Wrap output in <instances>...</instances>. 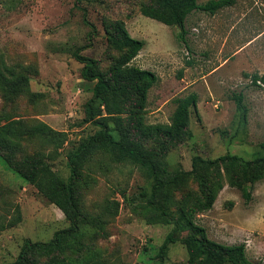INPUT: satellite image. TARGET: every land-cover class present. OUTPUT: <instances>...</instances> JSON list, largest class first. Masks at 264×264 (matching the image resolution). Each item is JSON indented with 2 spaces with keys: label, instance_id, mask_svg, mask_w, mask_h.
<instances>
[{
  "label": "rangeland",
  "instance_id": "obj_1",
  "mask_svg": "<svg viewBox=\"0 0 264 264\" xmlns=\"http://www.w3.org/2000/svg\"><path fill=\"white\" fill-rule=\"evenodd\" d=\"M146 4L155 1L0 0V55L8 67L16 66L18 93L6 99L0 92V122L18 120L23 127L45 122L66 138L60 144L23 136L18 158L43 153L60 177L68 179V152L98 129L83 121L95 82L82 77L83 64L74 53L98 59L108 73L123 54L108 42L107 15L126 21L130 34L145 40L132 63L158 75L148 92L147 123H170L176 97L199 95L198 113L191 110L192 136L169 144L171 170L192 169L196 155H264V87L254 85L251 77L264 73V0H237L214 15L193 11L182 27L143 15ZM220 56L230 60L213 71ZM240 93L243 104L237 108L235 95ZM132 110L125 106L122 115L128 118ZM141 141L148 149L159 145L154 139ZM108 165L106 172L94 174L93 184L83 192L85 209L104 221V230L86 239L87 257L95 256L100 264H185L188 252L182 239L189 233L178 232L177 241L160 259V247L173 225L150 223L149 216L134 212L122 195L123 187H128V196L142 186L150 188L146 174L130 164ZM221 174L224 188L213 208L199 213L196 221L211 239L243 243L247 257L264 264V180L251 185L248 173L242 175L251 192L246 199L241 189L227 183L223 168ZM199 189L193 178L172 188L170 209L177 213L181 196ZM109 201L120 202L118 214L107 213ZM68 225L62 210L0 156V262L16 260L26 239L47 241Z\"/></svg>",
  "mask_w": 264,
  "mask_h": 264
},
{
  "label": "trees",
  "instance_id": "obj_2",
  "mask_svg": "<svg viewBox=\"0 0 264 264\" xmlns=\"http://www.w3.org/2000/svg\"><path fill=\"white\" fill-rule=\"evenodd\" d=\"M154 1L155 4L141 7L143 15L169 26L181 27L193 11L201 10L214 15L237 3V0H207L204 3L198 0ZM105 19L110 46L123 54L116 60L112 72L108 73L101 68L98 59L82 55L79 50L74 53L83 64L82 77L95 82L93 94L85 103L83 121L98 129L68 152L70 175L67 180L60 177L43 153L20 158L15 155L23 136H38L46 142L62 144L66 139L63 132L45 122L29 127H23L18 120L0 122V156H6L11 167L50 203L61 209L69 222L50 240L26 239L16 260L0 264H100L95 256L87 257L84 249L87 237L104 230V221L85 209L83 192L93 184L96 172L108 170L109 162L138 167L151 182L150 188L142 186L131 196L126 194L128 187L121 190L133 211L149 216L150 223L173 225L160 247V259L165 257L170 244L177 241L176 234L187 231L189 234L182 239L188 252L185 264H259L247 257L245 244H225L211 239L196 218L199 213L213 208L220 190L224 188L221 168L225 170L227 183L241 189L246 199H250L251 192L242 175L248 173L251 185L264 180V155L253 159L230 153L214 159L196 155L192 160V169L171 170L167 160L169 144L192 136L191 110L198 113L199 95L191 92L176 97V108L170 123H147L145 109L148 92L159 78L155 72L132 63L144 48L145 40L133 37L126 21H114L109 15ZM84 20L88 22L86 17ZM192 63L189 61V64ZM16 73V66L8 67L0 55V92L6 99L18 95L13 79ZM251 77L254 85L264 87V73L255 72ZM134 92L136 99H132ZM235 100L237 108L241 107L243 94L235 95ZM125 106L133 108L128 118L122 115ZM141 139H154L159 145L148 149ZM191 178L198 181L200 189L184 193L177 213H174L169 207L171 189L181 188ZM119 208V201H109L106 205L110 215L118 214Z\"/></svg>",
  "mask_w": 264,
  "mask_h": 264
},
{
  "label": "crops",
  "instance_id": "obj_3",
  "mask_svg": "<svg viewBox=\"0 0 264 264\" xmlns=\"http://www.w3.org/2000/svg\"><path fill=\"white\" fill-rule=\"evenodd\" d=\"M220 52H223V51H220ZM219 59L221 60V63L213 71L219 70L230 60L229 57H222V56H220Z\"/></svg>",
  "mask_w": 264,
  "mask_h": 264
}]
</instances>
